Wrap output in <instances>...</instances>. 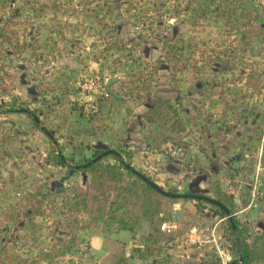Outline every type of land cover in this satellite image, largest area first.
<instances>
[{"label":"rangeland","instance_id":"374dc122","mask_svg":"<svg viewBox=\"0 0 264 264\" xmlns=\"http://www.w3.org/2000/svg\"><path fill=\"white\" fill-rule=\"evenodd\" d=\"M246 5L264 19V0H0V264H103L81 259V248L89 232L108 224L112 236L117 225L68 207L91 176L70 169L93 149H116L164 190L221 198L249 236L264 233V150L251 114L264 112V41L257 56L241 53L239 30L226 22ZM167 37L178 41L168 61ZM191 58L213 65L210 78L222 72L221 92L190 86ZM162 97L177 111L167 127L177 117L183 127L154 141L144 113ZM56 153L66 165L54 163ZM37 185L54 197L32 216L33 228L24 196ZM160 201L170 232L196 228L195 243L214 264L236 259L217 206ZM167 242L158 262L168 260ZM117 249L131 251L124 241Z\"/></svg>","mask_w":264,"mask_h":264},{"label":"trees","instance_id":"16d2710c","mask_svg":"<svg viewBox=\"0 0 264 264\" xmlns=\"http://www.w3.org/2000/svg\"><path fill=\"white\" fill-rule=\"evenodd\" d=\"M237 10L236 8L234 10L229 9L227 11L228 15L235 14ZM244 10L245 11L240 8L239 15L233 18L228 16L226 22H231V26L239 30L241 41V46L238 48L239 52H248L250 57L257 56L259 54V48L264 41V19L255 7L246 5ZM2 36L10 40L9 36L5 34ZM173 41L178 42L177 39L173 40L172 37H167L163 41V49L165 48V59L167 61L171 59L170 51L175 47L172 43ZM115 48L119 49L120 45H115ZM184 48L185 45L183 42L180 47L176 48L178 51L175 57L176 60L182 58V51ZM213 58L214 57H209L208 60L212 61ZM226 61H222L221 64L224 65ZM212 66L213 65L205 58H202L200 61L191 58L190 64L188 62L190 86L195 87L199 83H202L201 86L199 85V91L202 89L207 91V87H210V89L213 90L219 88L221 92L222 87L219 86L217 77L222 72L215 71L213 72L212 78L208 77ZM225 80L223 83H225ZM217 93L218 91H215V94ZM10 110L12 112L20 111L30 115L34 114V112L32 113V111L27 108H12ZM174 114H177V111L173 108L169 97L159 98L147 108L144 113L145 121L149 125L154 126L155 131H157L155 135H152V140H166L170 138V129H173L175 124L179 126L178 128L183 127L182 120L179 117L174 119L170 128L167 127V123ZM251 114L254 116L253 122L255 123L253 130L262 141L264 150V112L257 113L253 111ZM207 126L208 125H206V127ZM228 127H226V130H228ZM104 150L106 149H93L91 158H85L84 161L75 164L70 169V172L74 170L89 172L91 176L85 187H77L75 189L72 197H70L72 205L68 207L72 208L74 206L75 208L87 210L92 215L94 222H104L107 220L110 223L116 224L118 229L129 231L137 242L134 248L137 256L140 259H154L157 261L164 251V243L172 241L177 237L175 232L161 229L164 217L159 213V207L161 205L160 200L193 198L176 197L173 195L178 193L175 189L165 190L168 193L167 195L157 192L140 179L134 170L138 173L141 172L130 165L129 162L125 161L121 153L116 149L114 150L119 154L111 153L103 155L97 161L91 162L94 157L102 154ZM108 156H112L117 163H104L105 158ZM53 161L57 165H66L62 153L54 154ZM88 162H91V164L83 166ZM44 188V185L34 186L32 191L27 192L24 196L29 211L31 212V215H29V222L33 228L35 224L32 222V216L54 197L53 193L50 191L44 192ZM220 199L221 198L217 200L221 201L227 207L226 203ZM2 215L5 216L7 220L11 218L10 216ZM2 220L3 219L0 218V221ZM233 221L236 228L233 229L230 223V232L233 235L231 239V250L236 259L230 261L228 264H264V233L251 237L246 233L248 230L247 226L240 225L236 219H233ZM100 232L103 234L104 250L107 252L103 264H123L125 260L123 251L117 249V245L121 244V241L111 236L110 225L105 224ZM60 252L65 251L61 249ZM164 261L166 262V260H161L159 263H163Z\"/></svg>","mask_w":264,"mask_h":264},{"label":"crops","instance_id":"0c3cea01","mask_svg":"<svg viewBox=\"0 0 264 264\" xmlns=\"http://www.w3.org/2000/svg\"><path fill=\"white\" fill-rule=\"evenodd\" d=\"M191 231V234H189L183 228L178 227L176 229L178 236L165 245V253L168 260L163 263H159L154 259H140L134 251L137 242L129 231L116 229L112 236L122 242L124 241L125 247L131 250L129 251L130 255L128 257L125 256L123 264H155V262L156 264H214L212 260L208 259L210 256L207 251H204L202 246H197V243H195L198 230L192 228ZM86 240L90 247L91 255L89 256L94 258V260L92 258L93 262L101 261L100 263H104L106 252L104 250L103 234L100 231L89 232ZM213 251L215 252L214 249Z\"/></svg>","mask_w":264,"mask_h":264},{"label":"water","instance_id":"95a60500","mask_svg":"<svg viewBox=\"0 0 264 264\" xmlns=\"http://www.w3.org/2000/svg\"><path fill=\"white\" fill-rule=\"evenodd\" d=\"M113 81V79H110L107 83V86H109L111 84V82ZM33 119L38 123L39 122V119L33 115L32 116ZM46 134H48L50 137H52L50 135V133L47 131V130H44ZM111 153H116V154H119L117 153L114 149H106L103 151L102 154L100 155H97L96 157H94L91 162H95L97 161L98 159H100L103 155H107V154H111ZM91 162H88L86 165H83V166H87L89 164H91ZM134 172L140 177V179L147 183L148 185H150L153 189H155L157 192L161 193V194H165L167 195L168 193L163 190L158 184H156L152 179H150L148 176H146L145 174H142V173H138L137 171L134 170ZM174 196L176 197H183V198H193V199H201V200H205L213 205H216L217 207H219L220 209L223 210L225 216H226V219L231 223V226L232 228H236V225L233 221V214L230 212V210L219 200L215 199V198H212V197H209L207 195H202V194H197V193H176V194H173ZM230 258V257H229Z\"/></svg>","mask_w":264,"mask_h":264},{"label":"built area","instance_id":"2783aa9c","mask_svg":"<svg viewBox=\"0 0 264 264\" xmlns=\"http://www.w3.org/2000/svg\"><path fill=\"white\" fill-rule=\"evenodd\" d=\"M261 6V5H260ZM161 229L162 230H165V231H170V229L167 227V225L164 223V224H161ZM203 233V232H202ZM201 233V234H202ZM202 235H205L204 233L202 234ZM202 237V236H201ZM201 241V239H195V242H200ZM81 256H82V258L81 259H86V258H88L89 257V255H90V247L88 248V247H82L81 248ZM130 255V253H129V251H127L126 252V257H128ZM72 264H81V263H79V261H78V259L77 258H74V262L72 263ZM87 264H88V262H87Z\"/></svg>","mask_w":264,"mask_h":264}]
</instances>
